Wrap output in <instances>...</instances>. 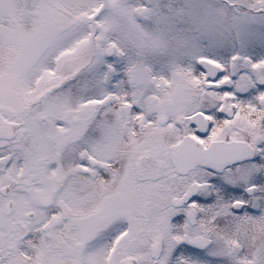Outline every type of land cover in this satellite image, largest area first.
Here are the masks:
<instances>
[{"label":"snow or ice","instance_id":"obj_1","mask_svg":"<svg viewBox=\"0 0 264 264\" xmlns=\"http://www.w3.org/2000/svg\"><path fill=\"white\" fill-rule=\"evenodd\" d=\"M0 264H264V0H0Z\"/></svg>","mask_w":264,"mask_h":264}]
</instances>
